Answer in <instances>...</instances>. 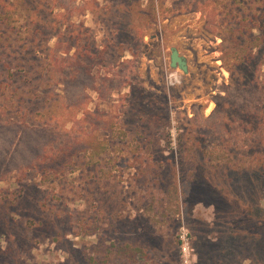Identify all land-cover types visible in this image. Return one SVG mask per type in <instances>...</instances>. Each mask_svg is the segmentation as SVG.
Returning a JSON list of instances; mask_svg holds the SVG:
<instances>
[{
  "label": "rangeland",
  "instance_id": "374dc122",
  "mask_svg": "<svg viewBox=\"0 0 264 264\" xmlns=\"http://www.w3.org/2000/svg\"><path fill=\"white\" fill-rule=\"evenodd\" d=\"M0 264H264V0H0Z\"/></svg>",
  "mask_w": 264,
  "mask_h": 264
},
{
  "label": "water",
  "instance_id": "95a60500",
  "mask_svg": "<svg viewBox=\"0 0 264 264\" xmlns=\"http://www.w3.org/2000/svg\"><path fill=\"white\" fill-rule=\"evenodd\" d=\"M170 65L173 68H180L184 73L189 72V64L186 56L182 55L176 46L171 48Z\"/></svg>",
  "mask_w": 264,
  "mask_h": 264
},
{
  "label": "trees",
  "instance_id": "16d2710c",
  "mask_svg": "<svg viewBox=\"0 0 264 264\" xmlns=\"http://www.w3.org/2000/svg\"><path fill=\"white\" fill-rule=\"evenodd\" d=\"M162 7H163V5H162ZM71 151H72V148H70L69 150L66 149L63 152H59L55 156L46 157L45 159L49 163V165H48L49 168L52 170H56L54 172H58L57 169H58L59 161H65V159L71 158L73 155V153ZM257 210H259V209H257ZM252 216H253V212H252V207H251V217ZM135 250H138V249H135Z\"/></svg>",
  "mask_w": 264,
  "mask_h": 264
}]
</instances>
